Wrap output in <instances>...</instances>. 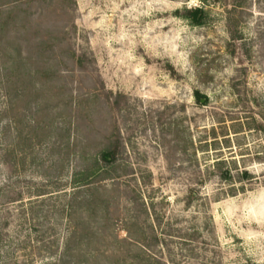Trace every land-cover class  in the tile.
<instances>
[{
  "label": "rangeland",
  "instance_id": "obj_1",
  "mask_svg": "<svg viewBox=\"0 0 264 264\" xmlns=\"http://www.w3.org/2000/svg\"><path fill=\"white\" fill-rule=\"evenodd\" d=\"M230 3L0 0V264H264V0Z\"/></svg>",
  "mask_w": 264,
  "mask_h": 264
},
{
  "label": "trees",
  "instance_id": "obj_2",
  "mask_svg": "<svg viewBox=\"0 0 264 264\" xmlns=\"http://www.w3.org/2000/svg\"><path fill=\"white\" fill-rule=\"evenodd\" d=\"M203 3H207V2H211V3H223V4H227L228 1H231L230 4H232L231 8L227 10L228 13H231L232 11H235L237 7L241 6L242 3L245 2V0H201ZM177 14H180L181 16L186 17L187 19H189L193 24L195 25H202L205 21V10L203 7H191L188 9H184L183 12H179L177 11ZM228 28H229V34H230V44L234 45V43L237 41L238 38H241V35H238V28L237 25L231 21V17H228ZM238 33V34H237ZM20 59V58H19ZM19 59H14V63L17 64L18 66L21 65V61ZM13 63V64H14ZM194 96L195 98L200 101L202 98H204L205 100H207V98L200 94L198 91L194 92ZM100 159H102L105 162H111L114 158V154L115 151L113 149L109 147H105L100 153ZM218 165L222 164L221 161H218ZM242 175L244 177H249V173L247 171H244L242 173ZM221 176L224 178H229L231 177V172L230 171H222L221 172ZM130 234L132 236H134V239L139 241V239H137V237H135V235L133 234L132 230H130ZM256 264V263H253Z\"/></svg>",
  "mask_w": 264,
  "mask_h": 264
}]
</instances>
